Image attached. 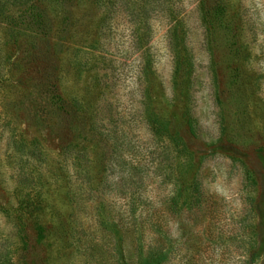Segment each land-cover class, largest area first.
<instances>
[{"label":"rangeland","instance_id":"1","mask_svg":"<svg viewBox=\"0 0 264 264\" xmlns=\"http://www.w3.org/2000/svg\"><path fill=\"white\" fill-rule=\"evenodd\" d=\"M98 4L0 0V264H264V0Z\"/></svg>","mask_w":264,"mask_h":264},{"label":"trees","instance_id":"2","mask_svg":"<svg viewBox=\"0 0 264 264\" xmlns=\"http://www.w3.org/2000/svg\"><path fill=\"white\" fill-rule=\"evenodd\" d=\"M99 1V4H103L104 2H105V0H98ZM98 4V5H99ZM216 12L218 13V14H220L221 13V9H216Z\"/></svg>","mask_w":264,"mask_h":264}]
</instances>
